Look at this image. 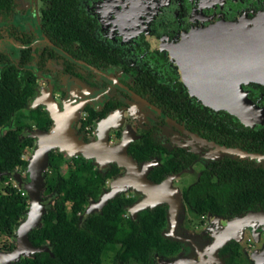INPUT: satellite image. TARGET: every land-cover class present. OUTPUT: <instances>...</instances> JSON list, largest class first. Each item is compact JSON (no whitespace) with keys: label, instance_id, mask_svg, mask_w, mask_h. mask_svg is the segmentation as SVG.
Listing matches in <instances>:
<instances>
[{"label":"flooded vegetation","instance_id":"af4514ba","mask_svg":"<svg viewBox=\"0 0 264 264\" xmlns=\"http://www.w3.org/2000/svg\"><path fill=\"white\" fill-rule=\"evenodd\" d=\"M263 10L264 0H0V69L13 65L33 86L17 112L22 123L14 116L11 128L20 127L18 138H31V147L36 137L28 129L49 131L57 123L71 124L86 143L103 133L100 155L106 146L123 159L125 145L134 164L98 166L88 158L104 173L115 167L98 197L110 180L131 176L118 193L134 202L133 186L144 188L136 178L145 172L171 198L179 193L174 224L166 218L162 231L179 241L176 255L194 253L193 264H264V196L255 193H264V84L242 83L250 101L242 121L203 104L183 80H220L214 93H229L233 76L251 71L248 57L234 60L231 39L223 55L222 40L200 36L220 28L219 20ZM257 64L264 70V61ZM133 142L144 148L136 151ZM197 202L217 210L195 214L190 206ZM227 207L244 210H220Z\"/></svg>","mask_w":264,"mask_h":264},{"label":"trees","instance_id":"16d2710c","mask_svg":"<svg viewBox=\"0 0 264 264\" xmlns=\"http://www.w3.org/2000/svg\"><path fill=\"white\" fill-rule=\"evenodd\" d=\"M33 93L32 83L20 75L13 65L0 69V179L16 168L26 169L22 155L32 146V139H20L17 129L11 128V120L25 107ZM36 124L44 126V119L34 116ZM13 146H3V142ZM133 149H143V143L133 142ZM48 165L43 173L40 200L44 205L41 225L28 232L33 246L46 245L48 251H36L20 257L15 264H100L107 244L118 245L113 264H158L160 259L176 255L180 249L178 240L166 237L162 231L166 224V206L159 203L140 210L134 217L126 211L132 198L118 193L107 200L101 209L79 216L89 199L97 198L101 185L110 175L94 167L83 157H65L59 151L48 153ZM63 166L65 173H60ZM114 166L113 170L114 171ZM10 176V175H9ZM27 179V177H26ZM256 195L264 193L255 192ZM240 197L245 193H237ZM197 202L190 206L198 214L209 210ZM28 208V197L23 189L7 182L0 191V234L13 237L20 219ZM229 214L244 210L243 207H227ZM14 241L5 245L9 250ZM232 261H237V245L233 244ZM51 252V253H50ZM237 263V262H236Z\"/></svg>","mask_w":264,"mask_h":264},{"label":"water","instance_id":"95a60500","mask_svg":"<svg viewBox=\"0 0 264 264\" xmlns=\"http://www.w3.org/2000/svg\"><path fill=\"white\" fill-rule=\"evenodd\" d=\"M215 24L219 25L220 28L212 30V35L200 36V39L205 41L206 39H210L211 36H215L214 38L216 40H222V45H217V49H222L223 55L225 54V45H227L226 40L231 39L233 41L232 51L234 60L240 58L242 55L247 56L248 67L251 68V71L239 77L233 76L232 90H227L229 93H226V89H222L220 93H214L215 87H221L220 80H216L213 85H211L208 80H204L206 84L203 86L193 84L192 77L183 76V80L187 84L190 93L203 104L225 108L237 115L242 121H247L244 117L245 110L242 106L244 104H249L250 101L242 90L241 85L245 82L264 84V70H260L258 68L259 64H257L264 61V10L252 18H241L239 16L232 20H219ZM241 40L246 41L245 45L241 43ZM202 47L206 48L207 46ZM242 48L244 49L243 53L240 52ZM207 58L208 62L206 65L209 70V53H207ZM176 64L179 65L178 61ZM200 72L206 75V73H204L206 72L205 69ZM27 131L30 136L36 137L35 144L26 159L27 173L23 176L16 170H12L7 174L12 177L14 185L19 189H23L27 194L28 208L14 231L12 237L14 246L9 250L0 249V264H15L22 256H29L36 251H48L46 245L40 247L33 246L28 239V232L32 228L40 226L42 223L41 216L44 212V205L40 200V192L43 188V173L47 166L48 153L50 150L59 151L67 157L80 156L86 159L89 158L92 159L95 164H98V166H102L113 160H116L118 164H127V168L130 166L129 163L132 165L134 164L133 160L125 154V145L120 148L124 153L123 159L116 158V155L113 154L112 151L109 152L106 146L101 156L99 145L101 146L103 144L100 141L105 139V135H103V133L101 135L97 134L94 142L86 143L74 134L72 125L68 122L65 125L57 123V126L53 125L49 131L40 129H28ZM144 174L145 172L141 173L140 176L136 178V182L142 183L148 188L145 190L142 188H135V186L132 185L139 196L126 207V211L130 213L131 217H134L144 208H151L159 203H164L166 205L168 226L174 224L173 220L176 218L177 210L180 208L178 191H173L174 195H172L171 198L170 195L160 189L162 184H152L148 182ZM130 178L131 176L126 177V179L117 177L110 180L109 189L104 190L97 199H90L84 207L83 214L87 215L101 209L109 198L114 197L119 191L125 190L124 184ZM173 196H175V199H173ZM163 234L171 237L166 231L165 233L163 232ZM171 238L174 239L175 237L172 236ZM195 259L196 256L194 253L186 255L179 254L166 259H160L158 264H193ZM217 263L220 262L217 261Z\"/></svg>","mask_w":264,"mask_h":264},{"label":"rangeland","instance_id":"374dc122","mask_svg":"<svg viewBox=\"0 0 264 264\" xmlns=\"http://www.w3.org/2000/svg\"><path fill=\"white\" fill-rule=\"evenodd\" d=\"M17 116L18 115L16 114V117ZM21 121L22 120H20V118L18 116V122L22 123ZM13 145L14 144L12 142H9V141L3 142V146H13ZM31 149H32V147H27L26 152L23 154L22 157L27 159V157L30 154ZM64 169L65 168L63 166H61L60 167V173H65ZM15 170L23 176H25L26 175L25 173H27L26 169L16 168ZM7 182L14 184L12 177L9 175L7 177H5L4 180L0 179V191L3 189V187L6 185ZM10 241H13L12 237H9V236L4 235V234H0V249L7 250L5 245L9 244ZM118 248H119L118 245L107 244V246L105 247V249L101 255V263L100 264H113V257H114L115 252L118 250Z\"/></svg>","mask_w":264,"mask_h":264},{"label":"bare ground","instance_id":"6f19581e","mask_svg":"<svg viewBox=\"0 0 264 264\" xmlns=\"http://www.w3.org/2000/svg\"><path fill=\"white\" fill-rule=\"evenodd\" d=\"M23 156V155H22ZM47 165H48V162H47ZM27 170V169H26ZM128 176V175H127ZM124 179H126V177H124ZM135 181V180H134ZM137 181V180H136ZM139 182H141L140 180H138ZM142 184V183H141ZM142 186H144L145 188H142V189H145L146 190V188H148V187H146V185H143L142 184ZM160 189H162V187L160 188ZM239 219H242V218H239Z\"/></svg>","mask_w":264,"mask_h":264}]
</instances>
